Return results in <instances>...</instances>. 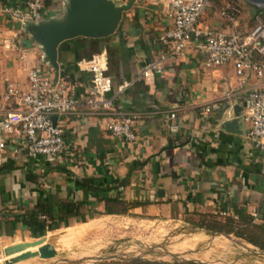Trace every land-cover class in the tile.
I'll list each match as a JSON object with an SVG mask.
<instances>
[{
  "label": "crops",
  "instance_id": "0c3cea01",
  "mask_svg": "<svg viewBox=\"0 0 264 264\" xmlns=\"http://www.w3.org/2000/svg\"><path fill=\"white\" fill-rule=\"evenodd\" d=\"M26 1L0 0L2 4L20 7ZM115 1L123 4L127 0ZM225 1L212 0V3L217 8ZM232 1L237 4L239 13L235 23L227 27L243 33L253 24L255 8L243 0ZM41 4L47 20L61 13L63 0H41ZM259 14L264 18V10ZM123 15L119 20L120 33L97 42L94 49L100 47L97 53L103 51L106 56L108 52L104 47L109 46L114 51L111 61L116 62L117 78H111L109 95L114 98L116 108L139 114L132 125L135 141L122 143L112 139L104 130V117L93 115L84 107L72 115L55 119L63 131L67 156L30 161L19 156L0 168V240L16 244L45 235V238L61 237L63 233H54V230L43 235L31 232L11 223V216L36 204L71 201L80 203L81 215L78 219H66L65 224L72 221L82 226L102 219L121 220L128 226L185 230L189 245H197L202 239L207 241L205 254L190 257L191 260L208 264H264V251L231 236L210 235L201 229H192L183 221L193 214L219 217L220 212L235 216L239 212L249 215L253 211L254 224L264 228V153L245 140L246 125L240 120L234 132L221 128L232 118L234 106H238L241 113L249 90L264 86V71L261 78L247 71L238 80L230 64L205 70L201 67L203 53L189 46L182 57L166 62L163 72L152 82H134L118 92L120 78L129 80L145 63L156 58L161 48L154 38L169 26L161 18L157 6L148 0H134ZM203 24L210 29L226 26L211 10L206 11ZM28 49L34 51V56H29L33 57V65L47 71L42 52L26 31L21 33L17 23L0 15V117L15 108L12 99H3L4 88L26 86V65L19 59V53ZM91 52L89 42L64 41L57 46V79L64 81L76 96L85 94L90 82L89 76L80 73L75 64ZM75 58L79 60L74 64ZM254 61L264 64L261 57L254 56ZM66 65L72 67L67 75L60 72ZM50 74L54 75L52 70ZM206 105L213 106L211 112L200 114ZM168 112H175L178 128L174 134L167 130ZM139 163L143 165L138 166ZM58 166H63L69 175L58 172ZM83 178L100 180L106 186L128 178L127 185L108 191L105 196L136 205L126 209L124 215L103 214V202H98L95 194L86 188L77 186ZM12 257L2 256L0 261Z\"/></svg>",
  "mask_w": 264,
  "mask_h": 264
},
{
  "label": "built area",
  "instance_id": "2783aa9c",
  "mask_svg": "<svg viewBox=\"0 0 264 264\" xmlns=\"http://www.w3.org/2000/svg\"><path fill=\"white\" fill-rule=\"evenodd\" d=\"M157 6L161 18L169 26L156 34L154 42L161 48L153 61L147 62L138 74L122 80L118 88L125 90L131 83L152 82L160 76L166 62H174L184 54V49L193 46L203 53L201 67L205 70L230 64L238 80L247 71L261 78L264 64L254 61V56L264 59V18L255 14L253 24L245 32L230 30L239 13L237 4L226 0L222 6L214 7L212 0H148ZM207 10L225 22L224 29H210L203 24ZM41 0H28L23 6L2 4L0 15L18 24L20 32L27 26L45 20ZM34 51L21 50L19 59L25 63V88L8 85L3 99H12L14 109L5 111L0 117V167L19 156L25 161L38 158H64L69 154L63 139V131L55 119L72 115L84 107L93 115L104 117V130L114 140L132 143L136 136L132 125L139 114L114 106L111 78L107 75V57L102 51L88 59L76 62L80 73L89 76L90 89L82 95H74L64 81L56 79L50 72L33 65ZM212 105L204 106L200 114L208 115ZM54 118V122L52 121ZM239 120L246 125L245 140L252 148L264 153V86L249 90ZM175 112L167 114V130L177 131ZM224 212L219 213L223 217ZM255 222V213L248 215ZM44 219L43 217H40Z\"/></svg>",
  "mask_w": 264,
  "mask_h": 264
},
{
  "label": "rangeland",
  "instance_id": "374dc122",
  "mask_svg": "<svg viewBox=\"0 0 264 264\" xmlns=\"http://www.w3.org/2000/svg\"><path fill=\"white\" fill-rule=\"evenodd\" d=\"M112 1L120 4L118 1ZM123 222L98 219L80 226L78 222L69 221L68 224L63 225L64 227L54 230V233H63L61 237L45 238L48 239L45 242L53 246L56 252L55 257L51 259L35 257L15 264H92L93 258L107 261L133 257L169 262L171 260L169 255L191 260L190 257L201 256L207 250L206 239H202L197 245H189L188 232L185 230L168 231L162 230L161 226L149 225L128 226ZM64 229L67 230L63 231ZM87 233H89L87 236L83 235ZM81 235L85 240L81 239ZM141 242L144 245H141ZM7 245H11L8 240H0V258L2 257L1 248ZM0 264L3 262L0 261Z\"/></svg>",
  "mask_w": 264,
  "mask_h": 264
},
{
  "label": "trees",
  "instance_id": "16d2710c",
  "mask_svg": "<svg viewBox=\"0 0 264 264\" xmlns=\"http://www.w3.org/2000/svg\"><path fill=\"white\" fill-rule=\"evenodd\" d=\"M222 5L224 4L221 3ZM264 9L255 8V13L259 14ZM124 13L121 14V16ZM124 16V15H123ZM135 20V17L134 19ZM120 25L119 21L114 33L111 36L117 35L120 33ZM111 36H107L101 39H85V38H74L68 40L66 42L82 41L89 42L91 44L92 52L97 53L100 50V47L94 49L97 42L107 40L111 38ZM120 41L123 40L118 37ZM119 41V40H118ZM64 43V42H63ZM61 43V45L63 44ZM121 47V46H120ZM107 54V75L112 78H117L116 72V62L111 61V58L114 56V51H111V48L108 46L104 47ZM121 49V48H120ZM89 56H86L84 59H88ZM79 60L75 58L73 63ZM72 65V64H71ZM71 66H63L60 70L61 73H67L70 71ZM46 70L51 73V69L46 67ZM64 78V76H63ZM119 78V77H118ZM128 78H120V80H127ZM142 163H139L138 166H142ZM4 167V166H3ZM1 168V167H0ZM56 170L63 174H68L67 171L64 172L63 166H58ZM69 175V174H68ZM128 183V178H122L121 180H115L111 183L110 186H106L100 180H92L88 178H83L77 182V186L81 188H86L91 194H95V199L98 202H103V214L111 215L118 214L124 215L126 213V209L135 206V203L123 204L115 197L105 196L108 191H115L118 188L124 187ZM103 194L102 196H98V194ZM122 203V204H121ZM115 205H119L120 207H116ZM125 206V207H124ZM80 203L71 202V201H63L59 202L56 205L49 204H36L31 209L24 211L19 214H13L11 216V223H17L22 228L27 229L31 232L38 231L40 235H43L45 232H51L59 228L62 224H65V220L69 218L78 219L81 215L79 212ZM43 217L44 219H41ZM187 225H189L192 229H201L206 234L210 235H221V236H231L235 240L242 241L243 243L254 247L259 251H264V228L262 226L256 225L252 222V219L241 212H239L235 216L225 215L223 217H217L213 215H205V214H193L192 216H188L183 220ZM171 260L169 262L163 261H155V260H146L141 257H133L126 258L123 260H94L92 264H208L205 262L195 261V260H186L181 259L180 257L170 255Z\"/></svg>",
  "mask_w": 264,
  "mask_h": 264
},
{
  "label": "water",
  "instance_id": "95a60500",
  "mask_svg": "<svg viewBox=\"0 0 264 264\" xmlns=\"http://www.w3.org/2000/svg\"><path fill=\"white\" fill-rule=\"evenodd\" d=\"M134 0L123 4L112 0H63L59 15L27 26L25 31L42 52L43 62L53 71L57 79V46L74 38L101 39L110 36L116 29L121 14L128 11ZM253 8L264 7V0H243ZM240 108L234 106L232 118L224 122L221 128L234 132L239 122ZM54 122V118H52ZM233 126V127H232ZM31 249H35L31 251ZM2 256L10 257L3 264H15L27 259H51L56 256L53 246L45 242V236L7 245L2 248ZM170 256V255H169ZM99 260L93 258L92 261Z\"/></svg>",
  "mask_w": 264,
  "mask_h": 264
}]
</instances>
